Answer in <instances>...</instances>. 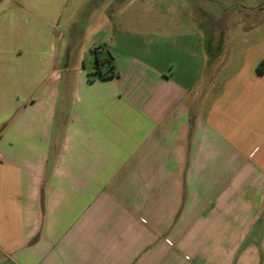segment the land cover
Segmentation results:
<instances>
[{
  "label": "crops",
  "instance_id": "0c3cea01",
  "mask_svg": "<svg viewBox=\"0 0 264 264\" xmlns=\"http://www.w3.org/2000/svg\"><path fill=\"white\" fill-rule=\"evenodd\" d=\"M262 60L264 0H0V264H264Z\"/></svg>",
  "mask_w": 264,
  "mask_h": 264
},
{
  "label": "trees",
  "instance_id": "16d2710c",
  "mask_svg": "<svg viewBox=\"0 0 264 264\" xmlns=\"http://www.w3.org/2000/svg\"><path fill=\"white\" fill-rule=\"evenodd\" d=\"M105 67V69L103 68ZM95 71L100 77H106L109 75H114L115 70L112 64V56L107 53V55L103 58H100L99 55H96L95 59ZM257 72L259 74L264 73V60H262L257 66Z\"/></svg>",
  "mask_w": 264,
  "mask_h": 264
},
{
  "label": "rangeland",
  "instance_id": "374dc122",
  "mask_svg": "<svg viewBox=\"0 0 264 264\" xmlns=\"http://www.w3.org/2000/svg\"><path fill=\"white\" fill-rule=\"evenodd\" d=\"M93 55L95 56V52H93Z\"/></svg>",
  "mask_w": 264,
  "mask_h": 264
}]
</instances>
